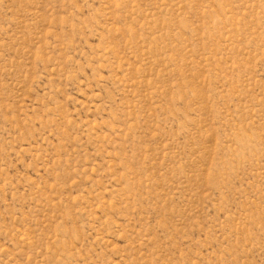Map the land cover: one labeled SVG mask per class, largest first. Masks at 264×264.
I'll return each mask as SVG.
<instances>
[{"label":"rangeland","instance_id":"obj_1","mask_svg":"<svg viewBox=\"0 0 264 264\" xmlns=\"http://www.w3.org/2000/svg\"><path fill=\"white\" fill-rule=\"evenodd\" d=\"M0 264H264V0H0Z\"/></svg>","mask_w":264,"mask_h":264}]
</instances>
